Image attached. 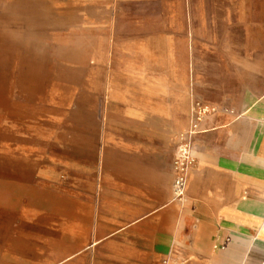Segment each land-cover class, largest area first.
<instances>
[{"label":"crops","instance_id":"1","mask_svg":"<svg viewBox=\"0 0 264 264\" xmlns=\"http://www.w3.org/2000/svg\"><path fill=\"white\" fill-rule=\"evenodd\" d=\"M42 3L0 0V12L26 37L28 15L51 13ZM81 11L84 69L108 105L36 133L34 150L6 139L34 173L0 179V264H264V0H82ZM194 100L217 110L193 137L178 201Z\"/></svg>","mask_w":264,"mask_h":264},{"label":"rangeland","instance_id":"2","mask_svg":"<svg viewBox=\"0 0 264 264\" xmlns=\"http://www.w3.org/2000/svg\"><path fill=\"white\" fill-rule=\"evenodd\" d=\"M42 2L51 13H42L40 19L28 15L26 37L18 35V20L3 19L0 12V179L12 168H25L28 179L34 173L33 161L20 164V153L8 147V137L34 150L36 133L66 125L77 109H89L92 114L108 105L106 86L99 85L98 75L93 74L97 69L92 68L91 75L84 69L88 54L84 52L82 0ZM196 56L209 76V45L204 42ZM88 77L90 85L85 82ZM87 119L90 124L95 117Z\"/></svg>","mask_w":264,"mask_h":264},{"label":"built area","instance_id":"3","mask_svg":"<svg viewBox=\"0 0 264 264\" xmlns=\"http://www.w3.org/2000/svg\"><path fill=\"white\" fill-rule=\"evenodd\" d=\"M216 106L202 101L195 100L192 106V122L187 131L179 135V143L174 159V182L173 199L182 201L185 199L190 170L196 165V157L193 151V137L200 130V123L203 119L216 112Z\"/></svg>","mask_w":264,"mask_h":264}]
</instances>
